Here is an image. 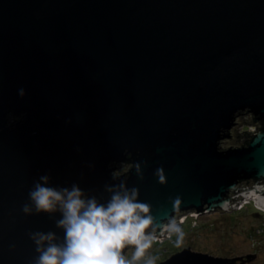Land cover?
Instances as JSON below:
<instances>
[{
    "label": "water",
    "instance_id": "obj_1",
    "mask_svg": "<svg viewBox=\"0 0 264 264\" xmlns=\"http://www.w3.org/2000/svg\"><path fill=\"white\" fill-rule=\"evenodd\" d=\"M241 116L256 129L231 144ZM41 175L104 204L137 188L156 239L182 213L264 209V0H0V264H34L31 233L63 240L59 212H23ZM254 256L185 246L157 264Z\"/></svg>",
    "mask_w": 264,
    "mask_h": 264
},
{
    "label": "clouds",
    "instance_id": "obj_2",
    "mask_svg": "<svg viewBox=\"0 0 264 264\" xmlns=\"http://www.w3.org/2000/svg\"><path fill=\"white\" fill-rule=\"evenodd\" d=\"M20 96H24L23 89ZM137 174L143 178L140 167ZM164 183L163 169H157ZM50 176L41 175L29 192L31 204L23 206L26 215L59 212L56 227L64 230L61 240L54 232L31 233L39 254L34 264H156L157 258L146 256L155 235L148 229L154 225L151 206L139 202V190L121 183L106 186L111 194L106 204L86 194L77 184L70 187H49ZM177 203L179 199L177 198ZM182 239V230L175 221L165 226ZM134 248L130 258L123 250Z\"/></svg>",
    "mask_w": 264,
    "mask_h": 264
},
{
    "label": "rangeland",
    "instance_id": "obj_3",
    "mask_svg": "<svg viewBox=\"0 0 264 264\" xmlns=\"http://www.w3.org/2000/svg\"><path fill=\"white\" fill-rule=\"evenodd\" d=\"M21 113L16 115L9 113V117L17 118L21 116ZM247 117H240V122L235 127L230 140L231 144L238 143L246 134V130L253 128L247 121ZM114 165L113 173H121L127 168V164L122 162L114 163ZM244 201L229 212L215 211L197 216L192 212H186L178 215V226L183 233L180 243L177 244V235L168 231L167 234H174L175 239L169 241L167 236L160 241L154 240L146 256L156 257L157 264L174 251L190 246L194 250L221 256L255 253L253 258L243 264H264V209L254 205L252 198ZM181 220L186 223L183 224ZM133 251L134 248L127 247V253L124 255L130 258Z\"/></svg>",
    "mask_w": 264,
    "mask_h": 264
},
{
    "label": "flooded vegetation",
    "instance_id": "obj_4",
    "mask_svg": "<svg viewBox=\"0 0 264 264\" xmlns=\"http://www.w3.org/2000/svg\"><path fill=\"white\" fill-rule=\"evenodd\" d=\"M255 180H254V178H249L248 180H246V181H243L242 183H240L241 184V187H243L244 185H247L246 187L244 186L243 188H252V186L254 185V182ZM260 183H262L263 185H264V178H262L261 179V181H260ZM240 190H242V189H240ZM253 199V198H252ZM243 200V199H242ZM245 200V199H244ZM254 201V200H253ZM252 201V203H254V205H256L255 204V202H253ZM257 206H259V205H257ZM217 212H219V211H217ZM232 214V213H231Z\"/></svg>",
    "mask_w": 264,
    "mask_h": 264
},
{
    "label": "built area",
    "instance_id": "obj_5",
    "mask_svg": "<svg viewBox=\"0 0 264 264\" xmlns=\"http://www.w3.org/2000/svg\"><path fill=\"white\" fill-rule=\"evenodd\" d=\"M247 121L249 122V118L247 119ZM250 124H252L253 128L251 130H246V134L243 135V138H241V140H239V142L243 141L247 137L248 132H252V131H254L256 129V125L255 124H253V123H250ZM242 202H245L244 199L241 200L239 204H242ZM192 213H193V215H195L194 212H192ZM181 222H184V221L181 220ZM167 236L170 238L171 234H166L165 237H167ZM155 240H159L160 241L161 239H155ZM170 241H172V239H170Z\"/></svg>",
    "mask_w": 264,
    "mask_h": 264
},
{
    "label": "trees",
    "instance_id": "obj_6",
    "mask_svg": "<svg viewBox=\"0 0 264 264\" xmlns=\"http://www.w3.org/2000/svg\"><path fill=\"white\" fill-rule=\"evenodd\" d=\"M186 223V221H184V223L183 224H185ZM170 239H172V240H174L175 238H174V234H172L171 236H170V238H169V241H170Z\"/></svg>",
    "mask_w": 264,
    "mask_h": 264
}]
</instances>
